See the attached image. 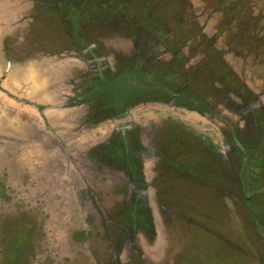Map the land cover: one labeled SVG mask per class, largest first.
<instances>
[{
	"label": "rangeland",
	"instance_id": "1",
	"mask_svg": "<svg viewBox=\"0 0 264 264\" xmlns=\"http://www.w3.org/2000/svg\"><path fill=\"white\" fill-rule=\"evenodd\" d=\"M93 54L109 77L140 58L142 85L152 86L142 96L197 98L200 110L208 104L240 126V146L253 156L250 179L228 154L223 122L180 106L192 100L144 99L130 110L133 123L165 130L181 171L147 186L150 230L127 231L126 216L115 211L105 221L100 206L116 209L119 192L79 175L48 211L42 195L51 191L38 184L41 167L27 150L41 149L21 128L82 113L55 105H73L93 83ZM43 68L52 69L50 89ZM127 75L112 77L109 90L136 88ZM250 93L264 110V0H0L1 147L11 139L19 151L17 171L8 163L0 169V264H264V131L245 129L234 104ZM100 125L81 138L65 133L67 146L111 129Z\"/></svg>",
	"mask_w": 264,
	"mask_h": 264
},
{
	"label": "flooded vegetation",
	"instance_id": "2",
	"mask_svg": "<svg viewBox=\"0 0 264 264\" xmlns=\"http://www.w3.org/2000/svg\"><path fill=\"white\" fill-rule=\"evenodd\" d=\"M86 50L89 52L88 49ZM91 56L95 62L91 64L93 69L88 76L93 78V83H90V86L80 95V100H76L73 105L68 103L55 105V109L78 106L82 110V113L77 114V116L67 115L70 117L67 118L72 123V126L69 129H57L56 125L61 123L62 117L65 116L62 115V112H58L57 114L48 115L46 117L47 122L42 127L33 123H24L23 126L27 128H21V131L30 138V141H36L41 149L38 151L36 147L27 148L31 154V164L41 167L37 179L38 184H42L45 191H51V193H48L50 195L47 194V196L41 194L43 201L47 200L49 203V206L45 204L48 211L53 206L52 201L57 200L58 204L61 201L64 202L66 186L68 185L71 188L75 184V182L71 181H76L75 178L79 175L82 181L85 180V182L92 184V187H94L95 183L108 184L112 186L110 188L112 195H114L113 192H119L117 194L119 200L113 205V207L117 206L116 209H109L106 206L103 209L100 206L101 211L106 213L104 214L105 221L110 220V217L107 216L108 211H115L119 217L124 218L126 216L125 227L127 231L132 230L136 234L138 231L150 230L152 219L146 196L147 186L154 184L156 180L163 182V180L176 177L181 171L178 168L179 165L170 159L178 157V154H176L170 142L167 141L168 137L164 133L165 130H160V126L145 127L133 123L130 110L144 99L168 100L167 102L173 105H178L176 100H192L195 107L185 103L180 104V106L198 113L203 112L204 116L215 117L223 122L225 127L223 143L227 146L228 154L235 156L236 159L243 163L241 159L242 148L238 141L241 136L240 126L230 123L223 117L222 113H214L213 108H210L208 104L200 110L196 106L197 98H184L177 93H174L171 97L152 96L148 98L150 95L144 94L143 96H129L127 99L120 100L110 97L108 99L107 86L113 76L109 77L110 71L106 67H94V64L96 65L100 62L96 60L98 56L94 57V54ZM131 67L119 68L118 72ZM237 94L240 93L237 92ZM249 95H245L244 98H242V95L240 100H238L240 104L236 102L234 104L240 107L239 114L242 117L244 127L246 126L245 129L250 133L254 132L256 137L259 134L260 137V134H263L264 131V110L258 97L252 93ZM58 101L61 102L62 100ZM107 122L111 123V129L106 131L105 134L94 138L91 144L84 146L72 144L67 146L65 133L68 135L72 134V138H75V136L81 138L83 136L81 134L86 130L89 132L90 129L97 128L100 124L102 126ZM2 136L6 137L5 134L0 132V169L6 168L7 164L5 163H8L9 168L12 166L14 173L18 169L19 151L11 139V142L2 148ZM3 150H7L6 152L10 153L9 158L2 152ZM220 154H222V159L227 160L226 152H220ZM67 174L72 176L66 182H62L67 178ZM29 186L33 187L34 185L30 184ZM117 188H119L118 191H116ZM39 189L37 188L38 193ZM57 190V194L61 197L55 199L54 192ZM34 193L32 196H34ZM87 196L89 197V195ZM93 196L94 200L97 199L95 194ZM50 199L52 201H49ZM87 199L93 211L98 212L91 198ZM94 212L89 210L88 217H92L91 215ZM119 229L121 230V227ZM15 248L19 249V247Z\"/></svg>",
	"mask_w": 264,
	"mask_h": 264
},
{
	"label": "trees",
	"instance_id": "3",
	"mask_svg": "<svg viewBox=\"0 0 264 264\" xmlns=\"http://www.w3.org/2000/svg\"><path fill=\"white\" fill-rule=\"evenodd\" d=\"M141 62L142 61L140 60V58H138L137 62H135L131 68H129V69L125 68L124 71L118 72L115 76V77H117L118 75H120L123 72L127 73L129 75L130 84L135 85L136 88H130V87L124 86V87H120V88L116 89L115 91L113 90V92H111L109 90V85H108L107 89H108V93H109L110 98L116 99V100L127 99V97H129V96L142 95L143 93H147V92L151 91V89H149V87H152V86L142 85L143 78H144L143 72H145V71H144L143 66L141 65ZM137 63H140V65L138 66ZM115 77H114V79H115ZM112 79L109 80V82L112 81ZM153 82L154 81L151 80V83H153ZM140 84L142 86H140ZM189 106L195 107V104L192 101H190ZM241 151L244 152V153L241 152V154H242V161H243L242 164L245 165V167H243L242 177L245 181H247L250 179V175H251L250 170L251 171L253 170L252 169L253 167L249 165L252 162L253 156L249 155V153L246 154L243 149H241Z\"/></svg>",
	"mask_w": 264,
	"mask_h": 264
},
{
	"label": "bare ground",
	"instance_id": "4",
	"mask_svg": "<svg viewBox=\"0 0 264 264\" xmlns=\"http://www.w3.org/2000/svg\"><path fill=\"white\" fill-rule=\"evenodd\" d=\"M50 70H52V69H49V68H46V69H42V72H40L43 76H45V77H47L48 78V89H50V88H52V86H53V84H54V76H53V74L51 73V71ZM54 101V100H53ZM70 114H72V112H65V111H63V113H62V115H65L64 117H62V121H61V123H59L58 125H56V128L57 129H69L71 126H72V123L69 121V119L68 118H70V117H68L67 115H70ZM68 117V118H67Z\"/></svg>",
	"mask_w": 264,
	"mask_h": 264
},
{
	"label": "water",
	"instance_id": "5",
	"mask_svg": "<svg viewBox=\"0 0 264 264\" xmlns=\"http://www.w3.org/2000/svg\"><path fill=\"white\" fill-rule=\"evenodd\" d=\"M7 64L9 65L10 63L8 62Z\"/></svg>",
	"mask_w": 264,
	"mask_h": 264
}]
</instances>
